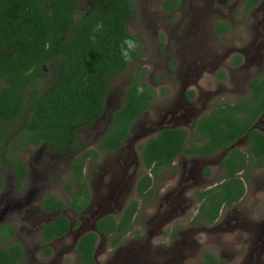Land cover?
Returning a JSON list of instances; mask_svg holds the SVG:
<instances>
[{"label": "rangeland", "instance_id": "rangeland-1", "mask_svg": "<svg viewBox=\"0 0 264 264\" xmlns=\"http://www.w3.org/2000/svg\"><path fill=\"white\" fill-rule=\"evenodd\" d=\"M163 2L134 0L135 15L127 30L142 45V58L111 81L107 105L111 110L123 105L131 77L141 69L144 82L156 93L155 101L135 122L132 136L120 151L87 162L84 175L93 205L88 214L64 212L74 226L82 224L53 244L50 258L42 256L39 232L54 216L41 210V201L48 193L68 200L63 185L70 177L74 155L44 145L20 151L18 157L30 166L21 191L15 189L12 170L1 167L0 222L12 225L26 246L25 264H78L75 248L81 234L94 229L98 214L119 216L131 199L139 202L140 213L125 237L126 247L111 248L108 239L100 238L97 264H202L205 253L215 254L223 264H264V169H251L249 180L241 179L242 199L222 209L211 226L199 218L203 204L199 193L222 183L219 165L225 152L208 158L180 156L176 173L166 169L155 180L154 197L138 199L135 191L145 171L140 144L162 128L185 129L191 138L202 116L248 98L250 80L264 76V0L247 16L244 0H179L174 12H166ZM79 4L80 15L92 7L90 0H79ZM220 23L227 27L222 35L217 33ZM235 56L242 59L239 65L232 64ZM46 70L53 73L52 67ZM109 116L80 130L78 139L93 149L110 125ZM252 129L264 135V116ZM232 148L247 153V137Z\"/></svg>", "mask_w": 264, "mask_h": 264}, {"label": "trees", "instance_id": "trees-1", "mask_svg": "<svg viewBox=\"0 0 264 264\" xmlns=\"http://www.w3.org/2000/svg\"><path fill=\"white\" fill-rule=\"evenodd\" d=\"M90 1L92 7L80 15L79 0H0V166L8 160L20 187L27 173L23 161L15 156L20 148L44 145L74 155L72 175L65 183L72 200L64 205L48 195L42 203L45 212L68 207L81 211L87 206L90 193L82 174L85 162L123 146L135 122L152 107L156 97L144 82L145 71L141 69L133 73L123 105L108 108L111 81L142 58V45L127 30L135 15L134 0ZM260 1L244 0L245 16ZM179 5V0H164L162 4L166 12L176 11ZM226 31L224 23L217 26L219 35ZM126 38L137 45L130 50V59H125L121 51ZM241 61L235 56L232 64ZM48 67L53 68L52 74ZM248 92V98L202 116L194 125L191 139L185 129L164 128L142 144L139 149L145 171L137 182V194L153 195L159 174L166 169L176 173L173 163L181 155L208 158L227 152L220 163L222 183L199 193L203 202L199 218L212 225L223 207L238 202L245 190L241 179L249 180L251 169H264V135L252 129L264 115V76L250 80ZM107 114L111 118L109 127L95 149L88 148L78 139V132L91 128ZM245 136L247 153L232 148ZM2 181L0 175V188ZM74 184H78L77 190ZM138 213L139 204L132 200L121 219L105 217L97 230L107 237L113 235L114 246L133 229ZM68 228L65 217H56L42 227L41 243L58 239ZM97 237L95 233L81 237L77 244L79 264H95ZM24 253L13 227L1 224L0 264H21ZM43 254L50 256L51 249L45 247ZM203 258L205 264H217L212 253H205Z\"/></svg>", "mask_w": 264, "mask_h": 264}, {"label": "flooded vegetation", "instance_id": "flooded-vegetation-1", "mask_svg": "<svg viewBox=\"0 0 264 264\" xmlns=\"http://www.w3.org/2000/svg\"><path fill=\"white\" fill-rule=\"evenodd\" d=\"M260 4H261V1H260V3H259V6H260ZM258 6V7H259ZM257 7V8H258ZM257 8H255L254 10H256ZM254 10H253V12H254ZM253 12H251V13H253ZM155 101V100H154ZM147 113V112H146ZM145 113V114H146ZM144 114V115H145ZM144 115L142 116V117H144ZM264 116V115H263ZM262 116V117H263ZM262 117H260V118H262ZM256 124V123H255ZM134 127V126H133ZM133 129V128H132ZM162 129H164V128H162ZM162 129H160V130H162ZM160 130H158V132L160 131ZM255 130V129H254ZM147 132V131H146ZM158 132H157V134H158ZM132 133H133V130L131 131V135H130V137L132 136ZM156 134V135H157ZM155 135V136H156ZM130 137L125 141V144L127 143V141L130 139ZM246 137V136H245ZM152 138H154V137H152ZM192 138V137H191ZM191 138H188V139H191ZM244 138V137H243ZM149 139H151V138H149ZM149 139H147V140H149ZM146 140V141H147ZM146 141H144L142 144H144ZM125 144L123 145V146H121L120 148H118L117 150H115V151H109V152H107V153H110V152H117V151H120L124 146H125ZM142 144H140L139 146H138V148L142 145ZM236 144V143H235ZM234 144V145H235ZM31 147H38V146H27V149H24V148H20L18 151H17V153H16V155L15 156H17L18 157V153L20 152V151H28L29 150V148H31ZM95 147H96V145H95ZM95 147L93 148V149H95ZM232 149V148H231ZM140 150V149H139ZM59 152V151H58ZM62 153H66V152H62ZM220 153H224V152H220ZM219 153V154H220ZM226 154H227V152H225ZM103 154H106V153H100V156H99V158L97 159V160H92V159H88L86 162H85V165H84V168H83V171H82V174H83V176H84V182H85V186H86V188H87V190L89 191V193H90V200H89V203L87 204V206L83 209V210H81V211H78V210H75V209H73V208H71V207H68V208H66V209H63V210H60V211H56V210H52V211H50V212H45L44 211V209H43V201H44V199L48 196V195H53V196H55L56 197V199L57 200H59L60 202H62L64 205H66V204H68L71 200H72V198H73V196L66 190V188H65V184L63 185V187H64V190L68 193V195H69V198H68V200H63V199H61V198H59V197H57V195H55V194H51V193H48V194H46L45 195V197L42 199V201H41V210L45 213V214H48V215H53L54 217L52 218V219H50V221L48 222V223H50V222H52L56 217H58V216H63V217H65L67 220H68V222H69V228H68V231H67V233L65 234V235H63V236H61V237H59L58 239H55V240H53V241H51V242H48V243H46V244H43V243H41V230H40V232H39V243H40V246L42 247V256L43 257H46L44 254H43V251H44V249H45V247H49L50 249H51V254H50V256H52V246H53V244L55 243V242H57V241H60L61 239H63L65 236H68L69 234H70V232H71V230H72V228L73 227H78L79 226V224H82V221L79 223V222H77L76 224H75V226H74V223H72V221L64 214V212L67 210V209H70V210H73V211H75L76 212V214H78V215H83V214H88V211H89V209L92 207V205H93V195H92V193H91V191L89 190V187H88V184H87V181H86V178H85V175H84V171H85V166H86V164H87V162H89V161H92V162H95V161H98L100 158H101V156L103 155ZM218 155V154H217ZM216 155V156H217ZM14 155H12V157H15ZM181 156H184V155H181ZM227 156V155H226ZM180 157V156H179ZM185 157H187V156H185ZM191 157H196V156H191ZM214 157V156H213ZM7 158H9V156H7ZM19 158V157H18ZM73 158V157H72ZM200 158H203V157H200ZM20 159V158H19ZM21 160V159H20ZM177 160V159H176ZM176 160L174 161V163H173V166H175L176 167V164H175V162H176ZM23 161V160H22ZM223 161V159L221 160V162ZM220 162V163H221ZM23 163H24V166H25V169H26V177L25 178H23V180L21 181V185H20V187H18L17 186V182H18V178H17V176L15 175V173H14V171H13V169H12V167H10V165H9V162H8V160L7 161H4V163H2L3 165H1L0 166V170H1V167H8V168H10L11 170H12V172H13V174L15 175V177H16V181H15V183H14V186H15V189L16 190H19V191H21L23 188H24V186H25V183H26V181H27V179H28V177L30 176V166L28 165V164H26L24 161H23ZM70 163H71V160H70ZM70 163H69V172H70V177H71V175H72V173H71V170H70ZM219 168H220V165H219ZM221 169V168H220ZM222 170V169H221ZM223 171V170H222ZM69 177V178H70ZM141 177V176H140ZM3 182V181H2ZM67 182V181H66ZM65 182V183H66ZM138 182V181H137ZM2 186H3V183H2V185H1V188H2ZM136 186H137V183H136ZM74 187H75V189L77 190L78 189V184H74ZM1 188H0V193H1ZM135 191H136V188H135ZM136 194H137V192H136ZM154 195H155V193L153 194V195H150V196H142V197H140L138 194H137V198L138 199H150V198H152V197H154ZM242 199V198H241ZM240 199V200H241ZM132 200H135V201H137L136 199H131L128 203H127V205L123 208V210H122V212L119 214V216H115V215H113L112 213H102L101 215H97V217H96V220H95V222H94V225H93V227H94V229H92V230H85L82 234H81V236L79 237V239H78V241H77V243H76V248H75V250H76V253H77V244H78V242H79V240L81 239V237L82 236H84L85 234H88V233H95V234H97V241H96V245H95V250H94V260H95V264H97L96 263V252H97V245H98V241H99V239L100 238H104V239H108L109 240V246L111 247V248H114V249H119V250H122V249H124L125 247H126V239H125V237L134 229V227H135V225H136V223H137V217H136V223L134 224V226H133V229L130 231V232H128V233H125L124 235H122L120 238H119V241H118V243H116L114 246L112 245V243H113V240L115 239V238H112L113 237V235H109L110 237H107V236H105V235H103V234H101V233H99L98 232V230H97V224L99 223V221H101L102 219H104L105 217H112V218H114V219H121V217H122V215H123V212H124V210H125V208L129 205V203L132 201ZM239 200V201H240ZM138 202V201H137ZM237 203V202H236ZM138 204H139V202H138ZM235 204V203H234ZM233 204V205H234ZM233 205H231L230 207H232ZM230 207H223L222 209H224V208H230ZM222 209H221V211H222ZM221 211H220V213H221ZM139 213H140V204H139ZM139 213L137 214V216L139 215ZM220 213H219V216H220ZM219 216H218V218H219ZM218 218H217V220H218ZM217 220L214 222V223H216L217 222ZM47 223V224H48ZM213 223V224H214ZM1 224H8V223H6V222H0V225ZM47 224H45V225H47ZM212 224V225H213ZM10 225V224H9ZM44 225V226H45ZM10 226H12V225H10ZM208 226H211V225H208ZM13 227V226H12ZM13 229L15 230V228L13 227ZM42 229V228H41ZM15 240L16 241H19L22 245H23V248H24V251H25V253H24V256H23V258H22V263L21 264H25V256H26V246L20 241V240H18V237H17V233H16V230H15ZM213 254V253H212ZM77 255H78V253H77ZM214 256H215V258H216V263L217 264H223V262H224V260H222V259H220V258H217L216 257V255L215 254H213ZM50 256H48V257H46V258H50ZM78 258H79V255H78ZM205 259L203 258V261H202V264H205ZM80 263V259H79V262H78V264Z\"/></svg>", "mask_w": 264, "mask_h": 264}, {"label": "clouds", "instance_id": "clouds-1", "mask_svg": "<svg viewBox=\"0 0 264 264\" xmlns=\"http://www.w3.org/2000/svg\"><path fill=\"white\" fill-rule=\"evenodd\" d=\"M123 45H126L127 47L125 48ZM123 45L121 46L122 55L125 59H130V50H135L137 47L136 42L132 39L126 38L123 41Z\"/></svg>", "mask_w": 264, "mask_h": 264}]
</instances>
